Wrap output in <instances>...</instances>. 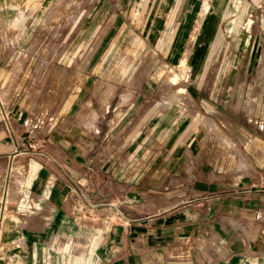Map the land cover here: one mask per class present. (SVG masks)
I'll use <instances>...</instances> for the list:
<instances>
[{"label":"rangeland","instance_id":"rangeland-1","mask_svg":"<svg viewBox=\"0 0 264 264\" xmlns=\"http://www.w3.org/2000/svg\"><path fill=\"white\" fill-rule=\"evenodd\" d=\"M3 25L0 100L16 111L23 136L69 138L61 147L75 153L80 187L98 183L101 170L121 169L126 179L143 160L132 134L148 120L208 124L218 110L232 123L264 124V0H12L0 10ZM122 94L129 97L119 105ZM91 106L98 114L87 127ZM104 181L110 196L115 180ZM58 242L73 253L58 264L84 252L82 237Z\"/></svg>","mask_w":264,"mask_h":264},{"label":"crops","instance_id":"crops-1","mask_svg":"<svg viewBox=\"0 0 264 264\" xmlns=\"http://www.w3.org/2000/svg\"><path fill=\"white\" fill-rule=\"evenodd\" d=\"M0 2L5 15L12 0ZM7 46L0 39L2 65ZM109 103L105 96L103 107ZM92 109L84 113L87 127L97 118ZM0 111V264H58L73 255L58 241L75 237L85 243L72 264H264L262 122L232 123L218 110L208 124L148 120L132 134L143 160L126 179L121 169L101 170L98 183L80 187L75 153L61 147L68 137L30 129L23 136L16 111L1 100ZM105 177L115 180L110 196Z\"/></svg>","mask_w":264,"mask_h":264},{"label":"built area","instance_id":"built-area-1","mask_svg":"<svg viewBox=\"0 0 264 264\" xmlns=\"http://www.w3.org/2000/svg\"><path fill=\"white\" fill-rule=\"evenodd\" d=\"M32 148H35V145H31ZM259 184L261 185V187L264 188V173L259 176Z\"/></svg>","mask_w":264,"mask_h":264},{"label":"bare ground","instance_id":"bare-ground-1","mask_svg":"<svg viewBox=\"0 0 264 264\" xmlns=\"http://www.w3.org/2000/svg\"><path fill=\"white\" fill-rule=\"evenodd\" d=\"M210 10H211V6L208 7L207 14L210 12Z\"/></svg>","mask_w":264,"mask_h":264}]
</instances>
